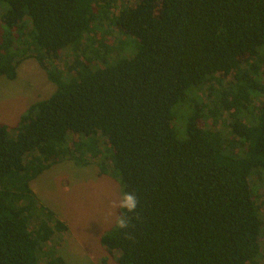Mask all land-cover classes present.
<instances>
[{"label": "trees", "instance_id": "trees-1", "mask_svg": "<svg viewBox=\"0 0 264 264\" xmlns=\"http://www.w3.org/2000/svg\"><path fill=\"white\" fill-rule=\"evenodd\" d=\"M0 6V76L15 79L34 57L57 86L16 125L0 122V264H70L46 249L66 222L31 187L66 159L83 166L97 159L101 173L138 195L130 227L101 237L119 251V264H257L264 0ZM115 29L123 38L112 43ZM129 40L134 49L139 43L132 54L123 52ZM66 49L74 56L69 75L48 63ZM187 100L185 127L173 109Z\"/></svg>", "mask_w": 264, "mask_h": 264}, {"label": "rangeland", "instance_id": "rangeland-1", "mask_svg": "<svg viewBox=\"0 0 264 264\" xmlns=\"http://www.w3.org/2000/svg\"><path fill=\"white\" fill-rule=\"evenodd\" d=\"M2 10L3 7L0 6V14ZM121 37L123 38L115 29L108 39L113 43ZM129 42L132 46L123 51L126 54H132L135 49L137 51L139 46L137 42L134 49V42ZM73 59V53L66 49L59 58H51L48 63L67 75ZM262 69L264 80V65ZM56 88V84L48 78L46 70L36 58L23 60L15 79L0 76V122L16 125L21 114L31 103L49 97ZM193 94L187 92L188 100L195 97ZM188 100L180 102L173 109L176 120L183 121L185 127L190 116ZM258 100H264V97ZM258 100L256 102L259 103ZM182 107L185 108L181 110ZM211 122L212 119L206 123ZM177 130L179 138L184 139V126L182 130ZM74 138L75 135L71 134L70 140ZM253 181L258 192V201H264V177L258 180L254 176ZM31 187L40 202L53 210L68 226L67 231L57 232L47 243L48 252L63 256L70 264H119V251L107 250L101 242V237L115 226L114 219L109 216V205L122 189L112 175L100 172L97 159H92L86 166L77 165L73 160H62L36 177L31 182ZM262 218L264 221V210ZM261 244L262 254L257 264H264V227ZM48 258H43V261Z\"/></svg>", "mask_w": 264, "mask_h": 264}, {"label": "clouds", "instance_id": "clouds-1", "mask_svg": "<svg viewBox=\"0 0 264 264\" xmlns=\"http://www.w3.org/2000/svg\"><path fill=\"white\" fill-rule=\"evenodd\" d=\"M138 206L139 197L131 191H120L118 197L110 201L109 216L114 219L117 230H126L130 227V214H134Z\"/></svg>", "mask_w": 264, "mask_h": 264}]
</instances>
